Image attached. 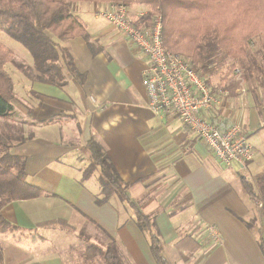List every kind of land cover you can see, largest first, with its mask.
<instances>
[{
	"label": "crops",
	"instance_id": "0c3cea01",
	"mask_svg": "<svg viewBox=\"0 0 264 264\" xmlns=\"http://www.w3.org/2000/svg\"><path fill=\"white\" fill-rule=\"evenodd\" d=\"M96 17L91 28L81 19L89 44L81 37L66 43L76 68L85 73L83 82L67 74L62 87L25 80L24 92L33 97L14 105L26 125L24 143L11 152L24 158L27 182L48 196L1 209L16 227L0 236L2 264H103L83 260L96 236L115 242L123 264H156L133 210L116 195L96 202L99 170L82 178L91 162L86 151L91 139L126 186L129 201L154 220L167 264H264L261 209L246 193L243 175L235 166L224 168L176 117L151 113L142 82L145 57ZM215 83L212 79L211 87L218 90ZM219 90L214 112L239 124L247 137L255 134L256 154L247 173L261 175L264 111L245 100L240 88ZM258 150L261 160H255ZM254 215L256 224L248 228ZM59 221L65 225L43 226Z\"/></svg>",
	"mask_w": 264,
	"mask_h": 264
},
{
	"label": "trees",
	"instance_id": "16d2710c",
	"mask_svg": "<svg viewBox=\"0 0 264 264\" xmlns=\"http://www.w3.org/2000/svg\"><path fill=\"white\" fill-rule=\"evenodd\" d=\"M99 1L102 4L120 3L129 9L137 6L143 8L145 14L134 17V25L139 29L149 28L153 18L160 17L163 46L196 69L219 98L222 95L219 89L224 88L229 93L237 89L222 85V72L227 64H238L244 74L243 82L250 86L247 90L253 94L259 90L264 101V0H0V30L22 45L31 57L30 63L24 62L0 43V236L16 229L1 215L5 205L48 196L46 191L27 182L24 158L11 152L12 148L24 143L26 125L16 116L12 77L15 79L17 73L31 83L62 87L67 74L81 84L85 73H80L76 68L66 43L77 37L89 42L84 23L75 15V7L80 2ZM257 37L258 48L252 55L249 53L250 44ZM234 70L235 73L241 72L237 68ZM212 79L218 82L215 85L219 91L211 87L214 86ZM255 101L258 104L256 96ZM86 151L91 162L83 170L82 178H89L96 169L100 172L96 202L101 204L113 195L119 196L133 210L138 228L147 233L155 263L167 264L152 217L144 215L129 201L126 186L95 140L87 143ZM241 180L248 196L262 204L261 229L257 232L264 257V173L250 181L243 177ZM254 222L256 218L245 225L253 228ZM57 224L65 225L59 221L43 226L48 228ZM100 258L103 264H123L112 240L103 252L95 245L86 246L83 253L85 262Z\"/></svg>",
	"mask_w": 264,
	"mask_h": 264
},
{
	"label": "built area",
	"instance_id": "2783aa9c",
	"mask_svg": "<svg viewBox=\"0 0 264 264\" xmlns=\"http://www.w3.org/2000/svg\"><path fill=\"white\" fill-rule=\"evenodd\" d=\"M95 16L105 19L146 59L142 82L148 109L157 117H176L226 169L248 172L252 146L242 127L215 113L220 98L209 89L196 69L163 46L160 17L149 28H137L130 9L120 3L95 4ZM258 208L261 209V202ZM215 237V236H214Z\"/></svg>",
	"mask_w": 264,
	"mask_h": 264
},
{
	"label": "rangeland",
	"instance_id": "374dc122",
	"mask_svg": "<svg viewBox=\"0 0 264 264\" xmlns=\"http://www.w3.org/2000/svg\"><path fill=\"white\" fill-rule=\"evenodd\" d=\"M97 3L100 4L101 2L100 1L96 2V3L80 2L75 7L76 8L75 13L78 14L79 18L82 19L85 22V24L90 25V28L93 25H95L94 22H97V20L95 19V15H94L95 14L94 13L95 4L97 5ZM136 8H138L139 11H142L141 9H143L139 6H137ZM135 10L136 9H133V11H132L130 8V12L132 15H136ZM73 12H74V10H73ZM139 13H141V12H139ZM98 18H100V17H98ZM99 21L105 22L106 20L100 18ZM0 43L2 44V46L8 48L14 54V56L16 55L17 58L19 57L21 59H24V62L30 63L31 57H30L29 53L25 50V48L22 45H20L19 43H17L16 41H14L11 38H9L8 36H6L2 30H0ZM258 44H259V37L252 40V43L250 44V48H249L250 54L253 55L256 53V50L258 48ZM227 65L228 66H225L226 70H224L222 72L223 73L222 76H224V81L222 82V85H224V86L231 85V87H235V89L236 88L242 89L244 92L243 94H245V100L249 101V103H252V101H254V103H256V101H255V96H256L258 98L259 106L261 108H264V101H263L262 93H260V91L257 90V91H255V93H254L255 95H254L253 93H250V90H247V88L248 87L250 88V86H247V84H245V82H243L244 74H243L242 70L240 69V67L238 66V64H234L232 66L230 64H227ZM234 68L235 69L237 68V70H241V72L235 73ZM12 79L14 82V91H15V98H14L13 104L15 105V107H17L18 104H21L22 102L24 103L25 100L28 99L29 97H31V99H32L33 94H31L28 90H26L27 91L26 93L24 92L25 89L22 87V85L26 84L25 83V80H27L26 77L16 73V78L14 79L12 77ZM231 93H234V91H232ZM247 138H248V142L252 146V152L255 155L256 154V153H254L255 149H256L255 134L251 133ZM259 152L260 151L258 150V153L256 155L255 160H257V157H258V159H260L259 158V156H260ZM250 164L251 163L247 164V168L250 166ZM242 175H243L242 177L247 179L248 181L253 179L252 177L249 176V173H247V172H244ZM255 218H257L256 215L253 216V219H255ZM254 224H256V223L254 222ZM255 230H257L256 227H255ZM90 238H92V237H90ZM84 239H86V238H84ZM90 242L94 243L92 245H97V247H99L102 250V252L105 251V249L107 247L106 241L101 236H96V238L95 237L92 238V241H90ZM100 246H104V247H100Z\"/></svg>",
	"mask_w": 264,
	"mask_h": 264
}]
</instances>
